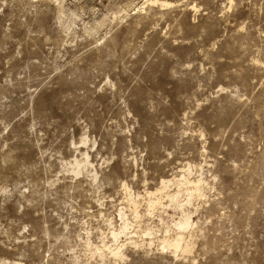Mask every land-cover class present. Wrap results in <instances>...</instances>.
<instances>
[{
	"label": "rangeland",
	"instance_id": "1",
	"mask_svg": "<svg viewBox=\"0 0 264 264\" xmlns=\"http://www.w3.org/2000/svg\"><path fill=\"white\" fill-rule=\"evenodd\" d=\"M19 263L264 264V0H0Z\"/></svg>",
	"mask_w": 264,
	"mask_h": 264
},
{
	"label": "bare ground",
	"instance_id": "2",
	"mask_svg": "<svg viewBox=\"0 0 264 264\" xmlns=\"http://www.w3.org/2000/svg\"><path fill=\"white\" fill-rule=\"evenodd\" d=\"M83 156V155H82ZM82 162L80 161H78L75 165H74V167H73V171L74 172H79V171H83L84 169H82L81 170V166H83L84 165V167L88 164L89 165V163H88V161L86 160L84 163H82ZM91 166V165H90ZM189 173V172H188ZM78 174V173H77ZM80 174V173H79ZM186 175V174H185ZM184 175V176H185ZM183 176V179L182 180H179L178 182H177V179H175V178H173V179H175L176 181L175 182H177V184L179 185V186H182V188H183V185H186V187H187V185H189V181L185 178ZM187 177V176H186ZM165 180V179H164ZM170 180V179H169ZM163 181V180H162ZM196 181V180H195ZM172 181H167V182H161L162 183V188L160 189V191L162 192V191H164L167 187H168V185L171 183ZM200 182H202V181H200ZM197 183V182H196ZM172 184V183H171ZM174 184V183H173ZM199 184V183H198ZM171 187H172V185H171ZM170 187V188H171ZM200 187V186H199ZM197 185L196 186H194V187H192V188H186L187 189V192H188V194H189V196L191 197L192 195H194V194H196V193H198L199 191H200V188H199ZM185 188V187H184ZM182 190V189H181ZM180 190V192H182ZM156 192V191H155ZM169 192H170V190H169ZM168 192V190H167V193H169ZM180 192L178 191L177 193L175 192V194H172V195H169V199H170V202L171 203H173L174 205H177V206H179L178 205V203L179 202H177L178 201V198H179V194H180ZM165 193V192H164ZM167 193H166V195H167ZM161 194H163V193H161ZM170 194V193H169ZM151 195V194H150ZM158 196V195H157ZM155 197V196H154ZM154 197H150L151 199H153ZM193 197V196H192ZM150 199V200H151ZM155 199V198H154ZM153 199V200H154ZM157 199V198H156ZM156 199H155V201H156ZM159 200V199H158ZM160 201H158V203H159ZM152 203L153 204H155L153 201H152ZM151 203V204H152ZM149 205V204H148ZM156 205V204H155ZM180 207V206H179ZM189 225H190V221L189 220H187L186 222H184V223H180L179 224V229L180 230H184V229H187L188 227H189ZM119 234H121V232L119 233ZM116 235V234H115ZM181 242H182V236H178L174 241H173V243L171 244L176 250L177 249H179V248H181ZM184 242V241H183ZM165 245H167V244H165L164 243V245L163 246H165ZM171 246V247H172ZM164 248V247H163ZM121 248H116V250H114L113 252H112V254L114 255V257H117V258H123V254H122V252H121V250H120ZM96 252V251H95ZM125 258V257H124ZM20 264V263H19Z\"/></svg>",
	"mask_w": 264,
	"mask_h": 264
}]
</instances>
